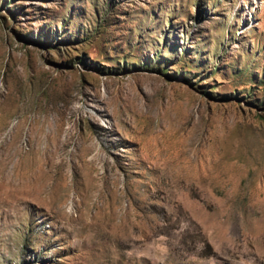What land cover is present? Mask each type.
<instances>
[{
    "label": "rangeland",
    "instance_id": "374dc122",
    "mask_svg": "<svg viewBox=\"0 0 264 264\" xmlns=\"http://www.w3.org/2000/svg\"><path fill=\"white\" fill-rule=\"evenodd\" d=\"M0 264H264V0H0Z\"/></svg>",
    "mask_w": 264,
    "mask_h": 264
}]
</instances>
